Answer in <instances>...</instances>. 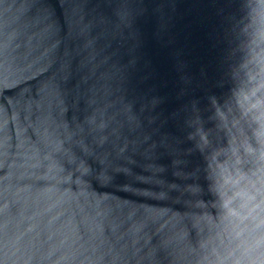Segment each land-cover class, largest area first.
<instances>
[{
	"label": "water",
	"instance_id": "water-1",
	"mask_svg": "<svg viewBox=\"0 0 264 264\" xmlns=\"http://www.w3.org/2000/svg\"><path fill=\"white\" fill-rule=\"evenodd\" d=\"M261 166L264 0H0V264H195Z\"/></svg>",
	"mask_w": 264,
	"mask_h": 264
},
{
	"label": "clouds",
	"instance_id": "clouds-1",
	"mask_svg": "<svg viewBox=\"0 0 264 264\" xmlns=\"http://www.w3.org/2000/svg\"><path fill=\"white\" fill-rule=\"evenodd\" d=\"M211 191L218 215L195 264H264V166L221 175Z\"/></svg>",
	"mask_w": 264,
	"mask_h": 264
}]
</instances>
